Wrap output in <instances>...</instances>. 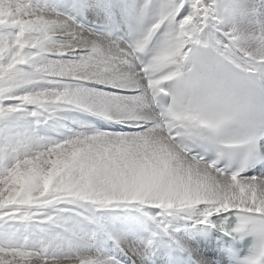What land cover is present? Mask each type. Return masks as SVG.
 <instances>
[{
	"label": "snow or ice",
	"instance_id": "obj_1",
	"mask_svg": "<svg viewBox=\"0 0 264 264\" xmlns=\"http://www.w3.org/2000/svg\"><path fill=\"white\" fill-rule=\"evenodd\" d=\"M0 264H264V0H0Z\"/></svg>",
	"mask_w": 264,
	"mask_h": 264
}]
</instances>
